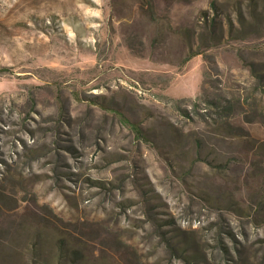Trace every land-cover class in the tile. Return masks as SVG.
<instances>
[{
  "label": "rangeland",
  "instance_id": "1",
  "mask_svg": "<svg viewBox=\"0 0 264 264\" xmlns=\"http://www.w3.org/2000/svg\"><path fill=\"white\" fill-rule=\"evenodd\" d=\"M258 72L264 0H0V264H264Z\"/></svg>",
  "mask_w": 264,
  "mask_h": 264
},
{
  "label": "trees",
  "instance_id": "2",
  "mask_svg": "<svg viewBox=\"0 0 264 264\" xmlns=\"http://www.w3.org/2000/svg\"><path fill=\"white\" fill-rule=\"evenodd\" d=\"M252 18H253V20H251L250 22L251 23H253V24H257V21L259 20V14L257 13V11H256V9L255 8H253L252 7ZM257 13V14H256ZM240 22L242 23V24H244V23H247V20L244 18V16L240 13ZM237 31V30H236ZM215 34V35H214ZM213 36H216V38H218V37H220V34L218 35V34H216V33H213ZM192 53V54H191ZM188 56H191V55H193V54H195V52H191ZM256 76L258 77V80L260 81V82H263L264 83V73H261V72H258V73H256ZM64 241H62V240H58V244L56 245V250H57V254H58V258H59V260H62V259H64V258H67V256H66V254H68V256L70 255L68 252H67V250H64L63 248H64V244L65 243H63ZM71 254L73 255V256H75L76 257V259L78 258L75 254H76V249H72V251H71ZM71 260L72 261H74L75 262V260H74V258L72 257L71 258ZM60 263H61V261H59Z\"/></svg>",
  "mask_w": 264,
  "mask_h": 264
}]
</instances>
